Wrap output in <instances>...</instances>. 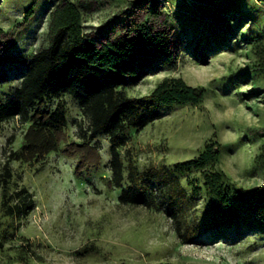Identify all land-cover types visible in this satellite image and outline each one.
<instances>
[{
  "label": "rangeland",
  "instance_id": "obj_1",
  "mask_svg": "<svg viewBox=\"0 0 264 264\" xmlns=\"http://www.w3.org/2000/svg\"><path fill=\"white\" fill-rule=\"evenodd\" d=\"M66 1L78 5L85 32L100 44L137 29L152 11L155 27L169 30L174 58L149 55L139 79L123 89L128 95L141 98L164 80L181 78L205 87L206 96L198 105L161 107L160 117L132 130L120 150L126 165L132 160L142 170H162L147 187L155 207L120 200L129 186L127 170L124 187L109 186L105 134L92 140L102 163L91 171L77 173V160L61 152L40 163L13 161L11 190L27 188L35 208L28 216H4L0 188V264H264V74L256 73L264 0H237L242 11L228 10L235 0H0V103L15 98L29 61L50 45L52 15ZM86 2L94 7L85 9ZM60 100L70 142L84 141L90 126L84 108L73 95L48 97L45 107L54 109ZM30 123L14 119L0 126V168L5 149H21ZM211 142L220 143L221 158L207 170L225 173L246 198L234 199L232 218L214 216L206 190L195 192L204 187L202 171L170 175ZM165 180H179L187 190L190 202L178 210L180 217L202 231L190 243L177 234ZM93 245L95 251H84Z\"/></svg>",
  "mask_w": 264,
  "mask_h": 264
},
{
  "label": "trees",
  "instance_id": "obj_2",
  "mask_svg": "<svg viewBox=\"0 0 264 264\" xmlns=\"http://www.w3.org/2000/svg\"><path fill=\"white\" fill-rule=\"evenodd\" d=\"M242 5L235 0L228 10L242 11ZM81 6L91 10L94 4L86 2ZM156 14L148 13L137 29L100 44L85 32L83 15L76 3L66 1L54 11L50 45L29 61L15 98L0 103V126L14 119L22 124L31 122L21 149H12L9 153L5 149L6 161L0 168L4 216H28L35 208L33 194L27 188L11 190L13 161L40 163L51 153L61 152L77 160V173L91 171L102 163L101 152L92 140L103 134L111 140L113 177L108 179L109 186L124 187L127 170L129 186L123 190L120 200L135 206H157L156 199L148 195L147 187L152 178L159 181L163 177L162 170H142L132 160L126 165L120 150L127 145L132 130L145 128L160 117L161 107L198 105L205 99L206 88L191 86L181 78H170L141 98L124 92L123 89L139 79L141 63L149 55L161 53L174 58L169 30L155 27ZM166 18L168 20V15ZM257 64L256 73L264 74V45ZM64 95H73L90 119L88 133L80 143L70 142L65 101L60 100L54 109L45 107L46 98L60 99ZM13 140L10 138L8 143ZM220 158V143L211 142L200 157L178 164L170 170V175L178 177L194 170L202 171L204 187L196 188L195 192L206 190L212 200L214 216L232 218L236 214L234 199L244 198V195L231 187L225 173L207 170ZM164 183L169 185L167 180ZM167 197L182 242L190 243L199 238L201 228L184 221L178 211L190 202L181 181L168 186ZM259 213L261 215V211ZM259 218L264 219V216ZM95 248L88 246L84 251H95Z\"/></svg>",
  "mask_w": 264,
  "mask_h": 264
}]
</instances>
